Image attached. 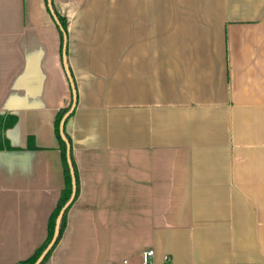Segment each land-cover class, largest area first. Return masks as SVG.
I'll list each match as a JSON object with an SVG mask.
<instances>
[{
  "label": "crops",
  "instance_id": "0c3cea01",
  "mask_svg": "<svg viewBox=\"0 0 264 264\" xmlns=\"http://www.w3.org/2000/svg\"><path fill=\"white\" fill-rule=\"evenodd\" d=\"M52 7L79 190L43 264H264V0ZM71 103L46 0H0V264L47 236Z\"/></svg>",
  "mask_w": 264,
  "mask_h": 264
},
{
  "label": "trees",
  "instance_id": "16d2710c",
  "mask_svg": "<svg viewBox=\"0 0 264 264\" xmlns=\"http://www.w3.org/2000/svg\"><path fill=\"white\" fill-rule=\"evenodd\" d=\"M57 17H58L63 29L65 30L66 28H65L64 17H62L58 14H57ZM61 38H62V34H61ZM66 111H67L66 109L59 111L57 114L56 120H55V132H56V136L58 138L59 148H60L62 163H63V168H64V182H65L64 187L61 190V193H60V196H59L58 201L56 203V206L53 208V210L51 211V213L48 217L47 236H46L45 240L42 242V244L35 250V252L31 256H29L28 258H26L24 260L16 262L15 264H32L35 261V259L40 255V253L43 251V249L46 247V245L48 244V242L50 241V239L52 237L54 225H55V220H56V217H57L60 209L62 208V206L65 204V202L67 201V199L70 196L71 175H70L68 163L66 160V144H65V141L61 138L60 133H59V122H60L61 117L63 116V114H65ZM64 134H65L66 138L68 139V141H70L69 137L65 133V131H64ZM72 165L74 168V174H75V180H76V192H75V196H74V199H75V197L78 194V190H79V181H78L77 170H76V167H75V164L73 161H72ZM69 206L66 208V210L64 211V213L61 217L60 226H59V233H58L56 243L50 249V251L46 254V256L44 257V259L42 260V262L40 264H43L49 258L53 248L55 247V245L58 243L60 237L62 236V233H63L65 225H66V213H67Z\"/></svg>",
  "mask_w": 264,
  "mask_h": 264
},
{
  "label": "water",
  "instance_id": "95a60500",
  "mask_svg": "<svg viewBox=\"0 0 264 264\" xmlns=\"http://www.w3.org/2000/svg\"><path fill=\"white\" fill-rule=\"evenodd\" d=\"M46 4H47V7H48L54 21L58 25V27L61 31V34H62V60H63V65H64V68H65V71H66V74L68 76L70 86L72 89L71 106L69 107L68 111H66L65 114H63V116L59 122V133H60L61 138L65 141V144H66V160H67L70 175H71V192H70L69 198L67 199L65 204L62 206V208L60 209V211L56 217L54 230H53V234H52L50 241L48 242L46 247L43 249V251L40 253V255L35 259V261L32 264H40L42 262V260L44 259V257L46 256V254L50 251V249L56 243L58 233H59V226H60L61 217H62L64 211L66 210V208L72 203L74 196H75V192H76V180H75L74 168H73L72 160H71V156H70V143L64 134V122H65V119L68 117V115L74 109L75 102H76V91L74 88V83H73V80H72V77H71V74H70V71H69V68L67 65V60H66V40H67L66 32L63 29L56 13L53 10L52 0H46Z\"/></svg>",
  "mask_w": 264,
  "mask_h": 264
},
{
  "label": "built area",
  "instance_id": "2783aa9c",
  "mask_svg": "<svg viewBox=\"0 0 264 264\" xmlns=\"http://www.w3.org/2000/svg\"><path fill=\"white\" fill-rule=\"evenodd\" d=\"M153 254V250L152 249H147V250H144L143 253H142V258H143V261L144 263L146 264L149 260V257L152 256ZM164 259H168V255H165L164 256Z\"/></svg>",
  "mask_w": 264,
  "mask_h": 264
},
{
  "label": "rangeland",
  "instance_id": "374dc122",
  "mask_svg": "<svg viewBox=\"0 0 264 264\" xmlns=\"http://www.w3.org/2000/svg\"><path fill=\"white\" fill-rule=\"evenodd\" d=\"M179 2L185 3V2H192V3H197L199 0H177Z\"/></svg>",
  "mask_w": 264,
  "mask_h": 264
}]
</instances>
